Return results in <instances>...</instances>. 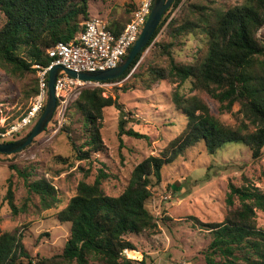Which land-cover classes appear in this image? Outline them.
Masks as SVG:
<instances>
[{"label":"trees","instance_id":"16d2710c","mask_svg":"<svg viewBox=\"0 0 264 264\" xmlns=\"http://www.w3.org/2000/svg\"><path fill=\"white\" fill-rule=\"evenodd\" d=\"M203 0H174L164 14L153 36L135 56L123 74L105 82L123 80L138 62L143 50L160 29L169 38L159 42L157 56H166L167 65L150 62L117 89L127 91L137 85L150 89L159 81L176 83L170 93L175 109L186 116L182 130L172 138L158 155H148L134 165L128 182L117 195L104 191L102 182L107 174L101 169L92 182L80 180L76 192L57 211L61 222L70 223L69 237L61 252L37 258L36 264H132L136 252L128 234L152 232L157 228L156 217L147 209L152 194V179L161 180L162 169L196 143L203 141L206 151L215 154L227 142H241L251 151L253 161L262 158L264 149V0H242L220 9ZM109 19L107 29L118 34L129 21ZM0 69L23 77L36 76L38 65H48L47 49L58 41L67 42L83 30L90 18L88 0H0ZM173 14V15H172ZM200 32L205 35L207 49L201 58L190 63L176 62L172 55L174 40L183 34ZM189 81L190 89L205 92L219 103L220 110H238L236 126L226 125L210 111L198 96H186L179 87ZM38 92L36 82L27 96ZM104 87L84 88L73 101L81 115L87 149L72 140L76 159H88L90 152L103 148L100 135L103 109L115 106L120 110L117 136L148 139L146 134L126 127L130 112L122 109L117 91L104 94ZM69 113V108L67 114ZM66 114V116H67ZM69 131L63 126L62 131ZM15 135L4 141L25 136ZM68 133V132H67ZM17 136V137H16ZM69 138L70 135H68ZM0 155H8L2 154ZM70 163L68 159H62ZM23 178L28 190L40 197L44 208L56 207L62 199L45 176L32 179L35 166L10 165ZM6 199L15 213L12 181L7 179ZM248 183L228 184L225 197L226 213L221 221L202 222L190 216L193 227L206 226L212 234L204 251L207 264H264V227L257 225V211L264 212V192ZM199 227V226H198ZM22 234L0 230V264H17L22 256L30 258L24 248ZM130 252V253H129Z\"/></svg>","mask_w":264,"mask_h":264},{"label":"rangeland","instance_id":"374dc122","mask_svg":"<svg viewBox=\"0 0 264 264\" xmlns=\"http://www.w3.org/2000/svg\"><path fill=\"white\" fill-rule=\"evenodd\" d=\"M139 1L88 0L90 18H100L107 24L109 19L124 21L129 17L127 9ZM203 1L225 9L242 0ZM3 22L4 17L0 14V25ZM163 29L164 26L123 80L103 86L104 94L114 95L117 91L122 109L131 113L127 116L138 119L137 122L129 120L126 127L146 134L149 137L147 140L127 135L119 140L120 110L108 106L103 109L101 120L102 150L90 152L88 159H76L72 140L83 150L88 146L81 115L72 102L65 122L57 131L49 123L21 151L0 155V230L21 233L24 248L31 258L22 256L17 264H36L41 256L61 252L69 237L70 223L61 222L56 213L75 194L80 180L92 182L101 169L107 174L102 182L104 191L117 195L126 186L134 165L148 155H158L182 130L186 116L175 109L170 97L176 83L159 81L150 89L137 85L127 91L116 88V85L120 86L130 79L133 71H140L150 62L167 65L166 56H157V43L169 41ZM263 32L264 25L258 34ZM206 49L204 34H183L174 40L172 55L176 62L190 63L201 58ZM35 82V75L15 77L0 69V127L11 123L30 105L33 96H27V93ZM179 91L186 96L201 98L210 107L211 113L224 124H238L234 115L238 105L233 106L232 112L220 110L219 103L205 92L191 90L189 81L183 83ZM36 121H32L18 135L30 131ZM63 126L69 127V131H62ZM58 157L68 159L70 163ZM11 164L18 167L34 165L32 179L40 176L48 178L61 197V203L56 207L44 208L40 197L28 190L23 178L10 168ZM9 177L13 203L17 209L15 213L6 199ZM247 180L264 192V149L262 158L253 161L251 151L241 142H227L215 154L206 151L203 141L189 147L183 155L164 166L159 182L152 179V194L146 201V207L156 217L157 228L152 232L126 236L136 247V252H129L134 255L132 264H207L204 251L208 249L212 234L205 229L206 226L193 227L189 217L195 216L204 223L221 221L226 213L228 184L240 186L248 183ZM256 219L257 225L264 227V212L257 211Z\"/></svg>","mask_w":264,"mask_h":264},{"label":"built area","instance_id":"2783aa9c","mask_svg":"<svg viewBox=\"0 0 264 264\" xmlns=\"http://www.w3.org/2000/svg\"><path fill=\"white\" fill-rule=\"evenodd\" d=\"M153 0H140L132 11L129 21L118 34L107 29V23L100 18H89L82 31L73 39L58 41L47 49L51 59L48 65L36 67L38 92L32 97L30 105L11 123L0 127V139H10L23 131L42 113L48 87V74L54 65L62 69L54 82L56 106L50 125L57 131L66 120L69 105L84 88L103 87L110 82L82 80L70 76L65 70L79 72L103 71L115 67L136 41L152 6Z\"/></svg>","mask_w":264,"mask_h":264},{"label":"water","instance_id":"95a60500","mask_svg":"<svg viewBox=\"0 0 264 264\" xmlns=\"http://www.w3.org/2000/svg\"><path fill=\"white\" fill-rule=\"evenodd\" d=\"M174 0H153L149 15L136 39L126 55L122 60L113 68L103 71L94 72H79L76 73L72 70H65L67 74L73 77H77L82 80H112L123 74V72L129 67L135 56L146 46L150 38L153 36L159 22L170 8ZM264 42V39H262ZM62 69L60 65H54L48 74V87H47V99L45 107L38 117L35 125L32 129L23 137L13 140L0 142V153L13 154L21 151L28 146L32 140L42 133L48 124L51 122L53 112L56 106V97L54 92V82L57 73Z\"/></svg>","mask_w":264,"mask_h":264}]
</instances>
